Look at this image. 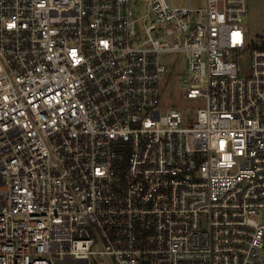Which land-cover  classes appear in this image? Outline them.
<instances>
[{
  "label": "built area",
  "instance_id": "built-area-1",
  "mask_svg": "<svg viewBox=\"0 0 264 264\" xmlns=\"http://www.w3.org/2000/svg\"><path fill=\"white\" fill-rule=\"evenodd\" d=\"M248 12L0 0V264H264ZM178 61L194 115L162 102Z\"/></svg>",
  "mask_w": 264,
  "mask_h": 264
},
{
  "label": "rangeland",
  "instance_id": "rangeland-1",
  "mask_svg": "<svg viewBox=\"0 0 264 264\" xmlns=\"http://www.w3.org/2000/svg\"><path fill=\"white\" fill-rule=\"evenodd\" d=\"M190 0H171L174 6L185 7ZM249 12L245 19V25L248 32L250 42L261 43L264 41V0H248ZM205 0H192L193 7L203 6ZM185 69V63L178 61L173 68V73L167 83V88L162 97V102L168 107H180L191 111L194 115L195 111L202 107L205 103L202 99H192L184 96L185 83L180 70Z\"/></svg>",
  "mask_w": 264,
  "mask_h": 264
},
{
  "label": "trees",
  "instance_id": "trees-1",
  "mask_svg": "<svg viewBox=\"0 0 264 264\" xmlns=\"http://www.w3.org/2000/svg\"><path fill=\"white\" fill-rule=\"evenodd\" d=\"M254 46L264 48V41L261 43H253Z\"/></svg>",
  "mask_w": 264,
  "mask_h": 264
}]
</instances>
